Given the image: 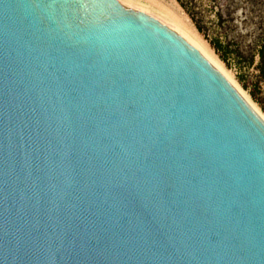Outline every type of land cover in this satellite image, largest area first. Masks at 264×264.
<instances>
[{
  "label": "water",
  "instance_id": "1",
  "mask_svg": "<svg viewBox=\"0 0 264 264\" xmlns=\"http://www.w3.org/2000/svg\"><path fill=\"white\" fill-rule=\"evenodd\" d=\"M0 264H264V120L140 0H0Z\"/></svg>",
  "mask_w": 264,
  "mask_h": 264
},
{
  "label": "rangeland",
  "instance_id": "2",
  "mask_svg": "<svg viewBox=\"0 0 264 264\" xmlns=\"http://www.w3.org/2000/svg\"><path fill=\"white\" fill-rule=\"evenodd\" d=\"M140 1L206 49L264 120V0Z\"/></svg>",
  "mask_w": 264,
  "mask_h": 264
},
{
  "label": "flooded vegetation",
  "instance_id": "3",
  "mask_svg": "<svg viewBox=\"0 0 264 264\" xmlns=\"http://www.w3.org/2000/svg\"><path fill=\"white\" fill-rule=\"evenodd\" d=\"M264 55V40H263V43H262V45H261V49H260V51H259V56H263Z\"/></svg>",
  "mask_w": 264,
  "mask_h": 264
},
{
  "label": "trees",
  "instance_id": "4",
  "mask_svg": "<svg viewBox=\"0 0 264 264\" xmlns=\"http://www.w3.org/2000/svg\"><path fill=\"white\" fill-rule=\"evenodd\" d=\"M212 47H213L214 50L217 51V52H219V50H220V48H221L218 44L216 45L215 43H213Z\"/></svg>",
  "mask_w": 264,
  "mask_h": 264
},
{
  "label": "bare ground",
  "instance_id": "5",
  "mask_svg": "<svg viewBox=\"0 0 264 264\" xmlns=\"http://www.w3.org/2000/svg\"><path fill=\"white\" fill-rule=\"evenodd\" d=\"M196 41V40H195ZM197 42V41H196ZM203 48V47H202ZM204 49V48H203ZM209 55H210V53L206 50V49H204ZM211 56V55H210ZM246 99V98H245ZM247 100V99H246ZM251 105V104H250Z\"/></svg>",
  "mask_w": 264,
  "mask_h": 264
}]
</instances>
